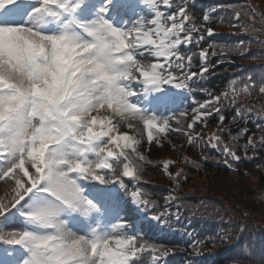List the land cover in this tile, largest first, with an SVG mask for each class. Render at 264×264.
I'll return each mask as SVG.
<instances>
[{"label":"trees","instance_id":"1","mask_svg":"<svg viewBox=\"0 0 264 264\" xmlns=\"http://www.w3.org/2000/svg\"><path fill=\"white\" fill-rule=\"evenodd\" d=\"M257 1L264 10V0ZM249 2L250 0L209 1L212 8L215 5L222 12ZM262 27L260 35L264 40V24ZM258 43L262 49L255 55L257 60L264 62V45ZM210 84L215 90H221L226 85L230 88L231 91L225 100L235 101L233 111L239 108L240 102L246 99L250 92L254 91L242 82L233 83V80L227 76L212 78ZM260 98L264 100L262 94ZM260 103L262 105L258 106L247 103L246 108L241 110L243 118L250 113L259 115V127L262 132L256 134V126L251 120L242 122L238 117L234 119L242 137L247 139L252 136L257 151L256 157L251 163L246 160L240 161L235 170L218 168L214 171L208 168L210 173H219L221 180L213 184L203 179L201 183L203 187L213 192L196 193V195L205 194L215 198L209 199L206 204L196 203V207L190 210L200 233L199 244L190 249L203 254V264H264V101ZM152 149L155 155L161 153L158 147L153 146ZM193 171L186 181L188 187L195 185L192 183ZM152 172L154 175L160 173L156 167ZM223 248L228 249L223 252ZM180 257L181 255L171 257V264H181ZM186 262L191 264L194 259Z\"/></svg>","mask_w":264,"mask_h":264},{"label":"rangeland","instance_id":"2","mask_svg":"<svg viewBox=\"0 0 264 264\" xmlns=\"http://www.w3.org/2000/svg\"><path fill=\"white\" fill-rule=\"evenodd\" d=\"M1 1V0H0ZM34 1L36 4H38V0H32ZM102 2H105L104 0H100ZM112 0H109V2H111ZM136 0H133V2ZM145 6L151 5L153 6V0H145ZM112 5H109L107 7V11H112ZM117 12V11H116ZM122 12V11H121ZM120 12L115 14L116 18L119 19L121 18L120 16ZM111 26L114 27L117 32H119L118 28L120 27V24L118 22H115L114 18L112 17L110 20ZM28 23H25L21 26H25ZM21 24L18 23L15 26H11V30L12 32H20L21 28L19 27ZM25 28H23L22 30H24ZM100 33L101 30L98 29L97 33ZM122 34L123 33H119ZM109 43L114 42L113 39H109ZM163 41V46L159 47V55L163 56L166 53V50L168 48H170L171 45L165 44L167 42V37H163L160 39V41ZM103 60L101 62H99V65H103L104 63H107L108 65V71L104 74V78H103V83L104 86L106 88H110L111 92L107 91L105 92L104 96L105 97H113V92H114V86H113V81H112V76L114 73V70L112 68V66L110 65V63L108 62L107 59H105L104 57H102ZM161 66V65H160ZM159 73L156 72V75H158ZM160 86V85H159ZM173 92L176 95V98H178V103L180 101H182L184 93L182 91L181 88L178 87L177 83H174V87H173ZM21 112H23L22 110H19ZM14 135V134H13ZM154 136V130L152 129L151 131H145V137H147L148 139H151ZM72 146V145H71ZM56 161H58L56 159ZM51 190H53L56 193V190L54 189V187H49ZM30 201L32 203H42V199L35 197V198H31ZM90 208V207H89ZM44 214H38V213H34V218H33V222L34 224L39 227V229L36 231V235L37 238L39 235L44 236L47 234V236H49L48 234H50V232L48 230L43 229V227L45 226H49V220L45 219ZM44 219L46 221V223H44ZM75 223L78 224L77 227H75L76 231L79 232V234L81 235L82 238H84L83 242L80 244L82 249L85 250L84 253H72L71 250L68 251H64L63 249L65 248V245L58 247V249L56 250L55 248H50L49 250H47L48 253V261L49 264H94V263H99V264H104V260L101 257V247L106 245V242L108 241V239L111 238V234L115 233L119 230V227H113L111 229H107V226L105 225V222L102 221H96L93 217V211H86L85 209H82L76 220ZM51 230H53V228L50 227ZM54 231V230H53ZM55 232V231H54ZM32 238H33V234H32ZM47 237H42L41 239H38L39 241H43L44 239H46ZM107 240V241H106ZM32 245L34 244V239H32ZM8 249V247H6ZM34 250V249H33ZM44 250V248H41L37 251V255H44L43 253H41L40 251ZM34 255V253H33ZM125 257V255H121L118 257V259L114 262V264H124V262L122 261V257ZM35 257V256H34ZM126 258V257H125ZM33 261V259L31 260V262ZM1 264V263H0Z\"/></svg>","mask_w":264,"mask_h":264},{"label":"bare ground","instance_id":"3","mask_svg":"<svg viewBox=\"0 0 264 264\" xmlns=\"http://www.w3.org/2000/svg\"><path fill=\"white\" fill-rule=\"evenodd\" d=\"M20 19H21L22 21H28V20H32V19H34V17H33L32 15H30V14H26V15H24V16H21ZM27 33H28L29 35H31V34H32V30L28 29V30H27ZM144 40H145V39H144Z\"/></svg>","mask_w":264,"mask_h":264}]
</instances>
